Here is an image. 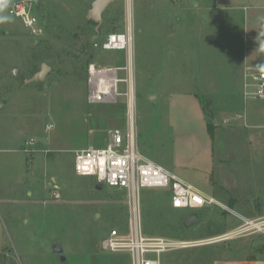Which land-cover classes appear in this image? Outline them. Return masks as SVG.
<instances>
[{"label": "rangeland", "instance_id": "1", "mask_svg": "<svg viewBox=\"0 0 264 264\" xmlns=\"http://www.w3.org/2000/svg\"><path fill=\"white\" fill-rule=\"evenodd\" d=\"M15 1L19 0H0V196L9 210L0 216L4 245L0 264H129L127 254L105 253L99 248L111 228L126 230L125 191L108 186L98 190L94 178L73 172L75 150L102 147L108 128L127 125L123 98L116 105H89L90 64L129 65L135 134L137 115L144 116L146 108L154 113L149 104L163 102L167 98L164 92L191 91L206 120L223 129L222 138L229 139L223 148L218 142L219 129L215 131L218 159L223 149L225 154L218 162L220 168L226 174L234 166L251 165L240 145L246 135L234 123H222L253 99L245 95L249 91L245 89L247 72L241 65L247 49L243 28L248 22L241 11L222 6L229 1L233 5L235 0H215L216 7L213 0H159L157 5L163 7L159 14L149 9L153 0H129L136 4L133 13L125 11V0H115L103 13L97 30L96 23L86 18L93 0H41L40 9L34 8L43 27L40 36L29 35L20 20L8 14V6ZM128 22L133 28L129 52L93 48L90 40L96 31L97 41L125 32ZM42 63L50 68L44 79L26 83ZM256 69L264 72V53ZM14 70L16 78L10 75ZM159 123L164 125V120ZM50 124L53 128L48 130ZM159 137L168 143L166 131L149 134L151 140ZM29 140L34 144L25 153ZM239 149L243 155L238 154ZM159 151L168 149L164 146ZM256 172L263 188L255 187L254 175L245 177L255 183L253 189L264 191V171ZM224 177L233 183L231 176ZM52 185L58 186L60 198L43 204L51 201ZM169 200V192L161 189H142L139 198L144 236L192 244L162 254V263L264 264V225L258 230L246 227L238 235L235 231L250 221L234 216L230 206L176 210ZM246 203L242 208L248 217L264 211L261 205H251L259 202L250 199ZM191 215L196 216V223L184 228L183 221ZM255 221L264 222V217ZM227 234L226 240L235 250L231 253L234 260H212L206 254L207 246L224 241L220 238ZM53 243L61 245L65 262L53 252Z\"/></svg>", "mask_w": 264, "mask_h": 264}, {"label": "built area", "instance_id": "2", "mask_svg": "<svg viewBox=\"0 0 264 264\" xmlns=\"http://www.w3.org/2000/svg\"><path fill=\"white\" fill-rule=\"evenodd\" d=\"M7 12L20 20L27 33L40 36L43 27L34 13L32 0H19L11 3ZM93 48L102 51L129 52L131 47V31L111 33L91 43ZM130 60V58H129ZM88 83L90 92L89 105L118 104L123 98L127 125L125 128L110 127L105 131L107 142L102 147L88 145L73 152V172L79 177L94 178L105 187L124 190L127 207L126 230L111 228L99 244L102 252L110 254H127L129 264H165L159 256L176 249H184L192 244L178 242L163 237H146L141 228L140 193L142 189H161L169 192L170 206L173 209L199 210L216 205L214 198L205 195L193 185L186 183L170 174L162 166L148 160L139 151L133 121V84L129 65L105 67L96 64L88 66ZM121 73V74H120ZM122 86V91L120 87ZM245 92L255 100L264 101V72L256 71L246 77ZM241 118L234 114L223 118V124H229ZM53 125H47L50 130ZM34 141L27 142V148ZM30 151V150H29ZM58 186H51V200L58 201ZM264 222H245L243 228L235 231L242 233L245 228L258 230ZM224 235L220 240L229 239Z\"/></svg>", "mask_w": 264, "mask_h": 264}, {"label": "crops", "instance_id": "3", "mask_svg": "<svg viewBox=\"0 0 264 264\" xmlns=\"http://www.w3.org/2000/svg\"><path fill=\"white\" fill-rule=\"evenodd\" d=\"M93 1L90 4L89 10L91 9ZM114 1L106 6L103 13ZM125 3V11L133 13L136 4L134 5L133 3L132 5V2H129V0H125ZM157 3H159V0H153L149 9L151 12H157L159 14L161 12L160 9H163V7L162 3L160 5H157ZM213 6L216 7L215 0H213ZM217 6H220V4ZM222 6L231 11H241L243 19L247 20L248 23L243 28V38L247 49L242 58L241 65L243 71L247 72V75L258 71L256 65L262 62V53H264V5H262L261 0H235V4L233 5L229 1L228 5ZM126 29L132 31L133 28L130 22H128V28ZM115 52L119 54L121 51ZM164 93L167 94V98L163 102L156 100L157 102L149 104L155 111L154 113L149 114V110L146 108L143 111L144 116L142 113L140 114L142 117L137 115L136 139L140 153L148 160L162 166L178 179L193 185L205 195L214 198L217 205L230 206L232 214L242 221H255L256 219L264 217V211L260 213L256 212V217H248L242 208L246 207V200L250 199L253 202H259L258 205L252 203L253 208L255 206L260 207V205L264 207V191L261 189L263 187H261L262 184H258L257 182L258 176H255L258 175L256 171H264V105L262 104L264 101L253 99L246 101L242 111L236 113L241 118L231 122L234 123L233 126H235L236 130L246 135L244 142H241L240 145H243L242 148L247 153L243 157L245 159L247 157V160H249L247 163L251 165L249 167L234 166L230 170H227L225 174L224 169L220 168V164L218 165L221 156L225 155L223 152L224 149L221 151L219 159L215 151L214 134L219 129L218 125L212 124L214 126L213 131L211 133L208 131V120H206L201 103L195 95L196 93L177 90H168ZM160 108H163L164 113L160 111ZM160 120H164V125L160 126V123L158 124ZM154 130L156 132L166 131L169 137L168 143H166L167 140L162 141L160 137L151 140L149 134ZM222 132L223 129H219L218 142L225 148L228 146L229 139L222 138ZM158 140L160 143L163 142V144L158 143ZM151 143L157 144H155V147H151ZM23 146L24 143L20 150H22ZM164 146L167 147L168 152L159 151V148H163ZM247 147H251L253 151L258 152L252 154ZM21 152L23 153V151ZM238 154L243 155L240 149L238 150ZM253 155L259 161L253 160L251 157ZM246 174L254 175L258 185L250 182L251 180L249 178L246 179ZM225 175L231 176L233 183L230 184V179L224 177ZM234 175L237 176L236 179L232 178ZM219 179H221V184H217ZM245 181L248 182L246 185ZM0 185H2L1 182ZM248 185L249 188H247ZM251 185L261 188L253 189ZM251 190L253 192L252 195ZM5 202V199L1 197L0 216L7 214L9 211L5 207ZM49 202L58 201L46 200L43 201V204ZM2 236L3 232L0 226V251L4 247ZM207 237L210 238L213 236L208 235Z\"/></svg>", "mask_w": 264, "mask_h": 264}, {"label": "water", "instance_id": "4", "mask_svg": "<svg viewBox=\"0 0 264 264\" xmlns=\"http://www.w3.org/2000/svg\"><path fill=\"white\" fill-rule=\"evenodd\" d=\"M113 0H94L92 5H91V9L88 11L87 14V19L92 20L93 22L96 23V30L98 29V27L101 25L102 23V13L104 11V9L106 8V6L112 2ZM33 4H34V8L36 10L40 9V5H41V0H32ZM96 34L94 36L91 37V43L94 42L98 35ZM49 66L46 65L45 63H42L40 66L39 71H37L36 73L33 74V76L27 80H25L26 83H33V82H37V81H41L44 79L47 71L49 70ZM11 76H13L14 78H16L17 76V70H14V72L10 73ZM95 188L98 190H101L103 188V185L101 183H96L95 184ZM197 218L195 215H191L189 217H187L184 221H183V227L187 228L188 226L193 225L194 223H196ZM52 250L55 254L58 255L60 262H65L66 257L63 255L62 253V247L60 244H55L53 243L51 245Z\"/></svg>", "mask_w": 264, "mask_h": 264}, {"label": "trees", "instance_id": "5", "mask_svg": "<svg viewBox=\"0 0 264 264\" xmlns=\"http://www.w3.org/2000/svg\"><path fill=\"white\" fill-rule=\"evenodd\" d=\"M213 127L214 126L212 125V123L207 121V128H208V131L210 133L213 131ZM229 243L230 242H228V240H224L222 242L220 241V242L212 243L209 246H207L206 254H209L211 259L215 260V261L234 260L233 257L231 256V253H234L235 250H233L231 248ZM208 249H210V250H208ZM212 251H213V253H210Z\"/></svg>", "mask_w": 264, "mask_h": 264}, {"label": "bare ground", "instance_id": "6", "mask_svg": "<svg viewBox=\"0 0 264 264\" xmlns=\"http://www.w3.org/2000/svg\"><path fill=\"white\" fill-rule=\"evenodd\" d=\"M199 244V243H198ZM203 244H204V242H203Z\"/></svg>", "mask_w": 264, "mask_h": 264}, {"label": "clouds", "instance_id": "7", "mask_svg": "<svg viewBox=\"0 0 264 264\" xmlns=\"http://www.w3.org/2000/svg\"><path fill=\"white\" fill-rule=\"evenodd\" d=\"M4 19H6V18H4Z\"/></svg>", "mask_w": 264, "mask_h": 264}]
</instances>
